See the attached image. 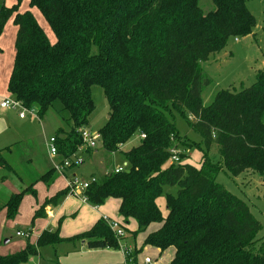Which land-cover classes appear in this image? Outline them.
Wrapping results in <instances>:
<instances>
[{"label":"trees","instance_id":"16d2710c","mask_svg":"<svg viewBox=\"0 0 264 264\" xmlns=\"http://www.w3.org/2000/svg\"><path fill=\"white\" fill-rule=\"evenodd\" d=\"M21 1L0 7V37L9 20L16 28L6 93L40 118L49 109L61 117L67 131L56 132L58 156L71 158L81 147L80 130L94 109L93 86L102 89L109 108L98 145L113 155L139 137L136 146L123 152L126 169L97 177L82 194L86 203L99 207L109 198L119 200L124 229L129 219L136 224L133 238L156 225L143 245L159 254L172 248L169 264H264V240L256 241L260 223L242 200L214 181L223 167L232 176L250 171L264 178V70L250 87L221 90L209 105L201 102L210 80L200 64L229 38L252 35L249 0H210L208 12L201 10L200 0H27L44 18L52 40L29 10L18 12ZM171 112L182 115L200 136L205 148L200 168L180 163L181 152L180 159L171 160L175 140L184 143ZM54 173L47 171L40 181L48 184ZM165 187L176 191L165 192ZM26 193L34 195L32 184L9 197L7 220L15 218ZM67 193L64 189L45 199L33 219L45 217L44 209ZM62 240L68 241L45 231L36 247ZM71 240L84 242L89 250L119 249L102 218ZM133 251L137 264L140 250ZM35 252L27 245L0 256V264H25Z\"/></svg>","mask_w":264,"mask_h":264},{"label":"rangeland","instance_id":"374dc122","mask_svg":"<svg viewBox=\"0 0 264 264\" xmlns=\"http://www.w3.org/2000/svg\"><path fill=\"white\" fill-rule=\"evenodd\" d=\"M14 4L15 0H0V7L10 8ZM199 6L204 12L213 9L210 0H200ZM246 6L255 20L252 35L229 38L219 53L210 55L207 62L200 64L203 75L210 80V84L204 87L201 93V102L204 106L209 105L215 94L221 90L240 91L250 87L255 82L258 72L264 70V0H249ZM27 10L31 12L47 37L52 40V33L44 18L36 9L29 8L27 0H22L18 6V12ZM15 33L16 28L9 20L0 37V103L3 95H7V73L13 59ZM90 93L94 109L88 118L86 129L89 133L96 134L104 126L109 108L100 87H91ZM18 111L0 108V156L3 160V167L0 168V256L13 255L30 245L36 248V252L25 264H123L124 250L128 248L132 251L140 250L136 255L137 264H142L145 257L151 259V264H169L173 257V249L168 248L159 254L157 249L144 246L142 238L147 233L136 236V249H133L129 233L133 223H130L127 229L129 232L125 231L123 239H120V248L117 250H89L80 240L69 241L92 227L90 225L85 228L90 217L94 218L97 215L107 217L111 214L115 218L113 220H118L117 201L112 199L106 201L103 206H99L100 209L96 212L90 204L85 206L86 208L83 206L79 199L80 195L68 197L59 200L55 206L51 207L45 218L33 219L36 210L43 205L45 199H48L54 191L63 189L64 180L60 175L57 178L56 174L53 176L52 180L55 179V181L52 184L49 182L45 184L40 181V177L62 160L60 157L52 158L49 155L47 141L55 138L58 129L67 131V128L53 109H49L42 118L35 110H32L34 115L24 112L25 117L20 119ZM170 119L178 137L184 140L182 141L184 143L180 144L179 139L175 140L177 158L180 159V152L183 153L180 163L200 168L205 149L200 136L189 127L182 115L171 112ZM138 142L139 137L133 136L121 148V153L113 155L106 153L98 145L90 152L92 158L95 156L94 166L89 165L88 154L90 153L81 148L77 154L83 160V164L65 170L67 180L74 175L76 180L89 181L91 175L97 178L98 175L109 173L110 170L118 167L126 169L123 152L136 146ZM94 151L96 154L93 153ZM209 156L213 160L218 159L213 151H210ZM100 162L103 163L104 172L101 167L95 168ZM214 162L217 163L213 165L215 168L220 167V162ZM214 181L247 205L253 218L261 225L256 241L264 240V178L250 171L232 176L223 167L217 172ZM31 184L34 195L26 193L21 199L17 215L12 222H7L4 206L9 197L24 191ZM164 191L174 194L176 188L165 187ZM158 205L160 211L165 214L164 200H158ZM152 226L154 224L150 225L146 232L150 231ZM45 231L56 233L59 238L68 241L62 240L55 244L36 247L38 237ZM16 232H23L27 237H17Z\"/></svg>","mask_w":264,"mask_h":264},{"label":"built area","instance_id":"2783aa9c","mask_svg":"<svg viewBox=\"0 0 264 264\" xmlns=\"http://www.w3.org/2000/svg\"><path fill=\"white\" fill-rule=\"evenodd\" d=\"M0 108H2V109H8L9 108V109H13V110H19L18 111V117L20 119H23L25 117L24 112H28L29 115H34V112L32 111L34 109L26 110L20 105L19 102L15 101L14 99H12L8 96L4 97L2 99V102L0 103ZM80 138L82 141V145H81V147H79L77 152L81 148L85 149V151L96 149V147L99 144L100 135H99V133L91 134L87 131L86 128H84V129L80 130ZM47 146L49 148V155L52 158L59 157L57 154V149L55 147V138H50L47 141ZM171 153H172L171 160L176 162L177 161L176 152L171 150ZM82 164H83V160L80 157H78V154L76 153L71 158H62V160L60 162H58L57 164H54L53 170L57 173L62 174L65 170H68L70 168L79 167ZM121 170H122V168L118 167L114 170V172L117 173ZM95 181H96V178H94V177H90L89 181L76 180L75 178H71L67 182V185H66V189L68 190V195H72V196L80 195L82 202L86 203L87 202L86 198L82 194H83L84 190L87 189L89 187V185L94 183ZM102 219L107 223L110 231L113 233L115 238L118 240V244H119L120 239H123L124 233H125V229L123 227L122 222L111 221L105 217H102ZM15 235L18 237H27V235L23 232H16ZM119 248H120V245H119ZM131 254H132V249L125 248V250H124L125 260H124L123 264H133ZM143 264H151V259L150 258H144Z\"/></svg>","mask_w":264,"mask_h":264},{"label":"crops","instance_id":"0c3cea01","mask_svg":"<svg viewBox=\"0 0 264 264\" xmlns=\"http://www.w3.org/2000/svg\"><path fill=\"white\" fill-rule=\"evenodd\" d=\"M13 56H14V54H13ZM12 61H13V59H12ZM11 64H10V67H9V71H10V68H11V65H12V62H10ZM9 71H8V73H9ZM8 73H7V75H8ZM4 97H7V95H3V97H2V99L4 98ZM94 150V149H93ZM121 150V149H120ZM94 154H96V152L94 151L93 152ZM92 156V153H90V154H88V159H89V165L90 166H94V163H95V161H94V157L92 158L91 157ZM96 167H101V169L103 168V163L102 162H100L99 164H98V166H95V168ZM105 168V167H104ZM116 169V168H115ZM115 169H113V170H110V171H114ZM91 170H92V168H91ZM103 170V169H102ZM88 171H89V169H88ZM103 172H104V170H103ZM56 174V178L58 177V175H60V177H61V179H63L64 180V186H63V189L62 190H64V189H66V185H67V182L69 181V180H67V176H66V174H65V171L62 173V174H60V173H57V172H55L53 175H52V178H53V176ZM99 174V173H98ZM105 174H108V173H103V174H100V175H98V176H103V175H105ZM91 177H93V175H91ZM52 178H49L48 179V181H49V183L50 184H52V183H54V181H55V179H53L52 180ZM72 178H75V176L73 175V177ZM71 179V178H70ZM81 180H84V179H81ZM57 192H59V190L58 191H54L51 195H49L48 197L49 198H51L52 197V195H54L55 193H57ZM68 197H72V195H68V193H67V195H65L62 199H66V198H68ZM74 197H76V196H74ZM61 199V200H62ZM80 199V202L83 204V206L85 207V206H87L88 204L87 203H84V202H82V200H81V198H79ZM110 199H112V198H109V199H107L106 201H108V200H110ZM112 200H115V201H117V212H116V215H117V217H118V220L116 219V220H113V219H115L114 217H112V215L111 214H109V216L107 215V217L106 216H102V215H97L96 217H94V218H92V217H90L89 218V221H88V224L85 226V228H88L90 225H92L93 226V224L98 220V219H100V218H102V217H105V218H107L108 220H111V221H117V222H121L122 221V218L119 216V213H118V207H119V200H117V199H112ZM105 201V202H106ZM104 202V203H105ZM104 205V204H103ZM102 205V206H103ZM86 208V207H85ZM94 211H96V212H98L99 211V209H100V207H91ZM35 209H37V207L35 208ZM51 209V206H48V207H46L45 209H44V215L46 216V213H48V211ZM84 209V208H83ZM90 215H92V213L90 214ZM43 218H45V217H43ZM7 220V219H6ZM7 222H12V220L10 221H8L7 220ZM130 223H133L132 224V229H131V231L129 232L127 229L130 227ZM125 224H126V232H129L130 234H131V232H133V231H135L136 230V224H135V222L133 221V220H131V219H129L127 222H125ZM157 229V226L156 225H154V226H152V228L150 229V231H148V232H145V233H149V232H152V231H155ZM144 233V234H145ZM16 236V235H15ZM146 235H144V237H145ZM18 237V236H17ZM131 238H132V242H133V249L135 248L136 249V247H135V239H136V237L135 238H133V236L131 235ZM144 240V238H142V241ZM7 241H5V243H6ZM82 243H84V242H82ZM85 244V243H84ZM107 250H111V249H109V248H106ZM137 251L139 250V249H136ZM173 253H174V251H173ZM137 258V257H136ZM145 258H148V257H145ZM143 264V263H142Z\"/></svg>","mask_w":264,"mask_h":264}]
</instances>
